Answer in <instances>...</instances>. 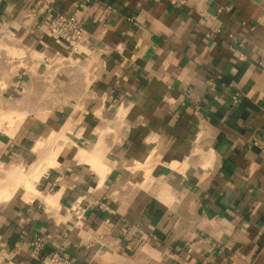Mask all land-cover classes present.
Returning <instances> with one entry per match:
<instances>
[{"label": "crops", "instance_id": "0c3cea01", "mask_svg": "<svg viewBox=\"0 0 264 264\" xmlns=\"http://www.w3.org/2000/svg\"><path fill=\"white\" fill-rule=\"evenodd\" d=\"M52 3L87 30L76 68L44 59L67 52L43 33L49 13L0 0L15 36L0 52V108L25 115L0 130V171L30 162L51 131L74 150L36 183L51 201L19 188L0 200V264H41L35 234L77 264H264V0ZM100 139L97 170L76 155ZM200 148L211 163L183 167Z\"/></svg>", "mask_w": 264, "mask_h": 264}, {"label": "bare ground", "instance_id": "6f19581e", "mask_svg": "<svg viewBox=\"0 0 264 264\" xmlns=\"http://www.w3.org/2000/svg\"><path fill=\"white\" fill-rule=\"evenodd\" d=\"M24 116L25 115L22 112L0 108V123L2 124L3 120L5 118H8V120L6 119L7 125L5 124L6 128L4 129V131L8 133V135H12L15 132ZM67 140L68 138L65 134L51 131L50 135L46 139L40 141L38 140L32 146V151L34 152V154L38 155V158L37 161L31 163L26 172L24 171L23 166H21L20 164H11L12 166H9L10 168L7 171L5 177L0 178V200L8 199L17 188L21 187L24 190V195L21 196H24L27 199L40 197L43 199H47V201H51L52 199L48 195L44 194V192L42 193L36 188V183L39 180L41 174L47 168L55 167L60 164V162L57 160V156L64 149L65 145L67 144ZM106 149V145L104 144L103 140L100 139L95 144L92 151H85L83 148H80L78 151L77 159H79V161H88L89 163H91L89 164V166L92 165L91 167H94L97 170H101L103 169L102 166L104 165H102L100 159L106 152ZM211 161V151H206L200 148L192 151L191 155L189 157H186L182 166L188 167L190 164L195 165L197 163H200L202 166H206L210 164ZM103 162L105 161L103 160ZM177 164L178 162H174L172 163V166L177 167ZM151 165L139 164V167L143 168L146 176H148L152 167Z\"/></svg>", "mask_w": 264, "mask_h": 264}, {"label": "built area", "instance_id": "2783aa9c", "mask_svg": "<svg viewBox=\"0 0 264 264\" xmlns=\"http://www.w3.org/2000/svg\"><path fill=\"white\" fill-rule=\"evenodd\" d=\"M52 2L53 0H34V4L41 10V12L49 13L43 33L50 37L57 44L64 45L67 48V52L60 53L59 51H56L54 55L44 56V59L49 61L51 65L55 64L57 69L61 68L66 70L76 68L78 67V59H76L74 54L80 52L82 49L83 41L87 36V30L76 14L58 10L54 7ZM31 14L32 12L29 10L24 15L29 17ZM14 37L15 36L8 34L5 28H0V52H4L5 55L7 54L9 48L8 44H6V41H11L14 39ZM26 49L34 58L41 56L40 53H37V51L35 52L30 48ZM14 54H22L19 56H24L26 53H23V50H18ZM103 64L104 62L102 65ZM83 73L85 74V81L91 78V69L88 67L83 69ZM1 86L2 85L0 84V87ZM208 86L209 90H214L213 81H209ZM233 100L238 101V98L233 96ZM260 147L262 150H264L263 144H260ZM83 213L84 208L81 206H77L73 209L75 225L80 226L82 224ZM29 243L41 250V264H77L65 252L59 251L57 249H46V242L39 234H35Z\"/></svg>", "mask_w": 264, "mask_h": 264}, {"label": "rangeland", "instance_id": "374dc122", "mask_svg": "<svg viewBox=\"0 0 264 264\" xmlns=\"http://www.w3.org/2000/svg\"><path fill=\"white\" fill-rule=\"evenodd\" d=\"M71 75H72V73H71ZM5 117V116H4ZM119 118H120V115L118 116ZM8 120V118H5L4 120ZM4 120H3V122H2V124L0 123V130H4L5 128H6V126L4 127ZM6 120V121H7ZM67 144L65 145V147H64V149L62 150V152L60 153V154H65V152H69V154H68V157H70V155L72 154V152L74 151L73 149H72V147H71V145H72V143H71V141L68 139L67 141ZM80 149V148H79ZM79 151V150H78ZM59 154V155H60ZM58 155V156H59ZM77 155H78V152H77ZM77 155H76V158H77ZM36 156V157H35ZM58 156H57V160H58ZM37 158H38V156L37 155H33V157L30 159V162H28L27 164H24V165H22V164H20L19 162H17L18 164H20L21 166H23V168H24V171L26 172L27 171V169L29 168V166L31 165V163H34V161H37ZM79 158V157H78ZM59 161V160H58ZM70 160H66V162H69ZM60 162V161H59ZM7 174V172H1L0 171V178H4L5 177V175ZM18 191V193L19 194H22L23 192H24V190L21 188V187H19V189L17 190Z\"/></svg>", "mask_w": 264, "mask_h": 264}]
</instances>
